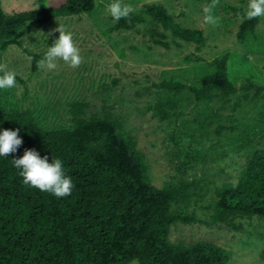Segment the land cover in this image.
Segmentation results:
<instances>
[{"label":"trees","instance_id":"obj_1","mask_svg":"<svg viewBox=\"0 0 264 264\" xmlns=\"http://www.w3.org/2000/svg\"><path fill=\"white\" fill-rule=\"evenodd\" d=\"M96 8V0H50L47 7L11 14L0 7V56L9 44L22 47V35L34 25L55 16L92 13ZM240 12L243 19L237 38L244 42L256 32L261 17L249 20ZM146 24L145 37L159 45L169 46V36L198 47L207 42L203 29L178 22L161 2L145 4L130 20L113 23L108 32L138 31ZM30 55L31 70L36 72V61L44 54ZM229 59V53L217 56L214 70L195 85L176 78L159 85L175 95L188 87L197 101L241 94L234 102L235 111L250 95L260 96L264 85L251 79L237 85L228 73ZM87 105L82 100L74 103L71 126L46 127L29 109L7 110L0 93V133L19 129L23 141L15 153L0 157V264H130L134 260L138 264H229L225 246L211 240L174 241L171 227L177 221L200 220L194 211L187 213L179 206L181 202L189 205L192 199L193 206L209 200L211 223L264 218V150L250 151L237 181L182 177L160 187L152 182L150 162L122 120L108 108L87 118ZM177 106V99H159L149 108L164 120ZM260 114L264 123V111ZM26 149L47 156L50 163L62 159L75 184L71 195L57 198L23 184L12 159L21 158Z\"/></svg>","mask_w":264,"mask_h":264},{"label":"rangeland","instance_id":"obj_2","mask_svg":"<svg viewBox=\"0 0 264 264\" xmlns=\"http://www.w3.org/2000/svg\"><path fill=\"white\" fill-rule=\"evenodd\" d=\"M111 2L96 0L97 8L92 13L55 16L43 25H34L22 35V47L9 44L2 50L0 63L17 71L19 77L14 88L0 89L4 107L29 109L46 127L71 126V109L78 100L87 102V118L108 108L135 136L150 162V178L157 186L178 182L182 177L217 183L237 181L250 151L264 150L260 114L264 111V91L256 98L250 95L233 111L236 97L241 94L197 101L188 87L175 95L159 83L176 78L195 85L201 76L214 70L212 62L217 56L229 53L228 73L237 85L247 79L264 85V17L256 32L241 42L237 38L243 19L240 11L245 12L247 7L241 0H220L214 14L221 21L215 27L204 23L203 8L211 0H124L139 11L149 2L164 3L178 22L203 29L207 37L203 47L172 36L168 37L170 45L164 46L145 37L148 24L138 31L108 32L113 21L106 5ZM49 4L50 0H0L6 14ZM60 26L73 33L83 62L72 68L58 60L54 70L38 68L32 72L30 53L45 55L59 38L56 29ZM159 99H177L178 106L170 118L161 120L149 108ZM193 204L194 199L189 205L181 202L179 206L184 212L194 211L200 220L177 221L171 227L172 240H211L229 250V264H264V218L211 223L209 200L204 205Z\"/></svg>","mask_w":264,"mask_h":264},{"label":"clouds","instance_id":"obj_3","mask_svg":"<svg viewBox=\"0 0 264 264\" xmlns=\"http://www.w3.org/2000/svg\"><path fill=\"white\" fill-rule=\"evenodd\" d=\"M219 4L220 0H211L210 4L204 6V23L214 27L220 24L221 17L214 14ZM106 10L113 18V23H118L121 19L130 20L137 8L130 3H125L124 0H113L106 5ZM244 17L249 20L264 17V0H249ZM56 31L59 32V38L48 48L43 58L36 61L37 68L54 70L58 60H62L72 68L79 67L83 57L74 41L73 33L62 26ZM17 75V71L9 70L7 64L0 63V89L14 88ZM18 133L19 129L3 130L0 133V157H8L22 145L23 141ZM12 163L19 170L18 174L22 177L23 184L39 189L41 192L63 198L71 195L75 187L71 176L66 174L64 163L60 158H54L50 163L47 156L42 158L35 149H26L24 155L21 158L12 159Z\"/></svg>","mask_w":264,"mask_h":264}]
</instances>
